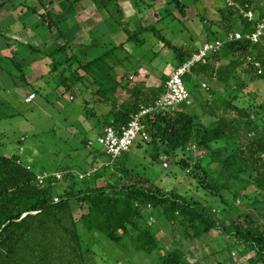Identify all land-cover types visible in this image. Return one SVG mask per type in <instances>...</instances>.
Listing matches in <instances>:
<instances>
[{
    "label": "trees",
    "instance_id": "1",
    "mask_svg": "<svg viewBox=\"0 0 264 264\" xmlns=\"http://www.w3.org/2000/svg\"><path fill=\"white\" fill-rule=\"evenodd\" d=\"M85 1L0 0V11L11 8L14 17L23 22L24 28L18 32L25 39L30 38L28 29L37 34L33 40L37 36L48 40L46 31L51 39H67L65 31L70 28L90 33L92 41L81 40L82 48L78 46L85 51L74 52L69 59L66 54L73 44L68 40L44 49L45 55L53 57L46 76H52L47 83L54 88L45 96V86L40 85L34 94L49 101L65 95L72 100L83 98L86 105L81 117L93 122L89 131L97 134L96 142L81 137L87 149L84 161L90 166L85 170L78 167V161L47 167L24 151V136L15 153L0 155V264H98L99 257L108 259L109 264L113 259L114 264H137L139 254L153 264H201L183 251L181 244L187 240L204 241L213 254H224L218 264H227L238 251L240 258L249 256L242 264H264V101L239 103L249 82L264 81V29L257 41L250 38L264 23V0H225L219 7L206 0L192 1L206 38L202 42L193 38L185 45L174 44L157 26L168 19L171 24L191 23L190 4L184 0H166L157 8L158 23L144 26L140 32L132 35L122 30L120 44L108 36L107 29L113 31L124 25L123 18L145 13L153 6L152 0L148 5L145 0L139 9L128 2L119 8L125 0H93L103 16L95 25L78 18L87 12L79 10ZM213 7L220 12V20L209 18ZM249 12L254 13V19L249 18ZM206 21H211V26H206ZM149 32L173 51L172 72L192 60L206 44L222 43L206 61L196 62L184 75L191 94L188 101L142 118L146 142H160L165 156L197 179V190L205 192L200 198L167 190L134 171L130 164L137 161L131 150L112 160L99 141L107 128L122 134L136 115L155 107L167 90L170 72L154 85L148 84V79H138L140 64L161 55L153 46H147L142 56L132 54L131 50L144 45L147 38L149 42ZM237 32L244 37H231ZM143 34L147 38H140ZM6 39L11 51L0 55V82H7L8 75L20 88L14 82L16 74L26 87L31 84L26 56L41 52V48L17 37ZM119 66L124 72L118 75ZM204 84L211 99H199ZM61 85L65 92L59 89ZM1 107L0 117H5ZM203 115L212 122H202ZM191 144L205 150L206 155L194 158ZM104 157L111 163L105 164ZM59 172L64 173L62 179ZM44 173L47 176L41 182L39 176ZM214 230L222 235H212ZM166 231L172 234L168 243L162 234ZM105 240L114 245L106 249L109 258L98 249Z\"/></svg>",
    "mask_w": 264,
    "mask_h": 264
},
{
    "label": "rangeland",
    "instance_id": "2",
    "mask_svg": "<svg viewBox=\"0 0 264 264\" xmlns=\"http://www.w3.org/2000/svg\"><path fill=\"white\" fill-rule=\"evenodd\" d=\"M149 1L150 0H146L147 5L149 4ZM184 1L186 4H190L188 8V15L189 17L194 18L191 23H181L176 21L171 24L168 21L169 19L163 21L162 23H158L157 21L160 19V17L159 15L158 17L156 15L157 8L161 4L165 3L166 0H152L151 3L153 6L148 7L150 9L147 8V10L144 9L146 11L145 13L141 14L142 17L139 15V17L134 18L136 20L137 18H143L141 23L139 22L138 24L137 22L136 25L134 22L130 24V26H120L123 27V30L125 29L127 32H129V34L132 33L133 35L134 32L137 33L142 31L144 26L157 22L159 30L174 44L185 45L186 42L188 43L193 38L199 39L202 42L206 38V33L203 28L204 24L199 22L200 18L198 17V9L195 5H191L192 1L194 0ZM132 2L134 4V8L137 7L139 9L138 6L144 4L145 0H133ZM209 2L217 4L219 7L222 3H225V0H206L207 4H210ZM94 3L95 2L93 0H86L84 2L85 5L81 6L78 4L79 10H81V8L83 10L84 8L87 9V12H81V15L78 18H82L84 21L85 19H88L89 14H94L93 12H95V14L98 12L102 14L100 10L95 8ZM6 9L8 10L9 8L7 7ZM14 18L16 20L13 24L14 26H23L21 19H18V17ZM209 18L212 20L221 19L220 12L217 8L213 7V9L209 12ZM125 22L127 23V21ZM211 24V21H206L205 23L206 26H211ZM19 27L14 28L12 31V27L9 28V25L2 26L3 32L5 33L4 37L6 38L8 35L14 36V33H17V31L20 30ZM238 28L239 27L236 29ZM81 29L79 30V28H70L65 31L64 37L66 36L67 39H64L63 42H66L67 40L72 44L76 42V45L73 44L72 49H69L67 52V59L71 58L74 55V52H77L82 48L80 43L81 40L87 39L88 41L90 39L88 31ZM46 32L48 41H53L49 31ZM110 32L113 36H117L122 32V28L118 27L117 29L113 31L111 30ZM121 35L123 36V34ZM145 35L143 34V36L140 38H147L148 36L151 41L149 40L148 42L147 38L146 43L142 46L139 45L137 50L134 51V49L131 47H129V49H132V54L137 55L139 53L141 56L143 55L147 46L150 48L153 46L157 51H161V55L159 57H151L144 60L143 63L140 64L141 75L138 79H148L146 82L150 85H154V83H157L159 79L162 78L164 73H172L169 64L173 57V51L164 47L163 42L157 40L156 36H154L152 32H149V34L147 33V36ZM16 36L20 39H23V37L19 34ZM116 38V42L119 43L120 41L118 40H120V38ZM79 44L81 48L78 47ZM78 48L80 49L78 50ZM82 50L83 51L80 50L81 53L85 51V49ZM52 58L53 57L50 58V56H47V64L42 65L44 68L40 67L39 69L37 66L34 73H29L27 75V79L31 84L26 87L24 86V80H22L16 74H14V82L19 84L20 88L14 86L11 77L6 78L9 81V84H6L4 81L3 84L0 82V104L2 105V112L5 113V117H0V137H3V139L0 141L4 142V144H0V155H11L15 153L19 146V140L22 138V136H24L26 138L24 143L26 149L24 151L28 150L30 152L28 155H31L32 157L37 156V159L47 167H55L58 162L68 163L72 161H78L77 164L81 170L89 169V163L84 161V155L87 149L83 147L81 137H86L88 139L92 138L93 141L96 142L97 134L95 131H89L93 122H85L81 117L82 110L86 105V103H84V99L79 97L75 100H72L70 98L71 96L65 95L59 100L51 98L49 101L46 100L44 96H36L32 102L28 103L25 101L27 93L36 88L38 89L40 85L45 86V92H43L45 96L49 94L52 88H54V85H49L47 83L50 79L52 80V76H44L45 72L48 74V71H50V66H48V64H51L53 61ZM84 58H88V56H84ZM40 63L42 64V62H39L38 64ZM118 69L124 72L123 66H119ZM22 85L24 86L23 88ZM59 89L65 92V87L63 85H61ZM207 97L211 99V95L208 93V86L204 84L203 96H200L199 99L204 100ZM4 99L6 101H4ZM8 100L11 102L10 104L7 102ZM254 100L258 102L264 101V81L261 79L255 83H248L247 87L243 89L240 95L239 103L241 105H246L250 101ZM16 112L18 113L16 116H10V114H14ZM201 118L202 122L204 123L209 124L212 122L208 115H203ZM3 132H6V135L3 134ZM189 149L192 150L194 158L197 156L200 157L206 155V151L199 150L195 144H191ZM20 153H23V149L20 151ZM131 153L132 156H134V161H137V164L135 165L132 163L130 164L131 168L134 169V171H138L146 178H150L153 183L158 184L167 190H178L185 196H193L196 198H200L201 195L205 196V192L202 190H197V179L190 178L189 173L184 172L179 165L175 164L177 163L176 160H172L171 158L169 159L168 156H165L163 146L160 142L148 143L146 142V137H139L132 147ZM68 154H70V156H68ZM163 159L165 163H163ZM103 161L105 164L111 163L110 158L108 159V157H104ZM57 176L62 179L64 177V173L59 172ZM79 208L80 207L78 206L75 208L76 214L78 216L81 213ZM162 234L164 235V238H167L164 241L165 243L172 241V234L170 231L163 232ZM212 235L221 236L222 234L219 231L214 230ZM225 237L222 236L223 239ZM103 243L104 244H101L98 249L101 251L103 256L107 255L109 258L111 254H109L108 250L106 249L109 248L110 245H113V243L109 240H105ZM181 245H183L182 249L186 255L189 257L191 256L192 261H197L201 264H218L219 261H222L224 257V254L219 253L218 256L213 254L211 248H209V246L206 247L204 241L187 240ZM114 252L123 255L121 250H116ZM238 253L239 251L232 253L233 258L229 259L227 264H234L236 260H238L237 264H242L244 260L249 257L242 256L240 258ZM142 256L143 255L140 254L136 256L137 264H153V262L143 258ZM110 261L114 264V259ZM109 263L110 262L105 257L98 258V264Z\"/></svg>",
    "mask_w": 264,
    "mask_h": 264
},
{
    "label": "built area",
    "instance_id": "3",
    "mask_svg": "<svg viewBox=\"0 0 264 264\" xmlns=\"http://www.w3.org/2000/svg\"><path fill=\"white\" fill-rule=\"evenodd\" d=\"M248 16L250 19H254V13L249 12ZM264 29V23L260 25L258 32L250 35L249 37L257 41L260 34ZM231 37L236 39H242L244 35L241 32H237L234 36ZM222 46V43L219 41L217 44H206L205 47L197 54L194 55L192 60L186 62L184 65L178 67L174 70L170 79L167 81V90L159 98L155 107L143 109L138 115L135 116L134 120L129 124L127 128H124L122 134H119L113 128H107L105 134L99 138V141L106 149L107 153L111 156L112 159H115L121 156L124 152L130 151L132 146H134L136 140L142 135L147 138V135L143 132L142 127V118L143 116L149 114L154 110H164V109H174L179 104L184 101H188L191 98L190 91L187 85L184 82V75L190 71L191 67L201 60L206 61V57L212 51L219 49ZM35 98V94H32L27 101H32ZM47 173L41 174L39 179L41 182L45 180ZM60 177V175H59Z\"/></svg>",
    "mask_w": 264,
    "mask_h": 264
},
{
    "label": "crops",
    "instance_id": "4",
    "mask_svg": "<svg viewBox=\"0 0 264 264\" xmlns=\"http://www.w3.org/2000/svg\"><path fill=\"white\" fill-rule=\"evenodd\" d=\"M133 0H125V1H120V3H119V8H122V6H125L124 4H126L127 2L130 4V6H133L134 7V4H133V2H132ZM132 2V3H131ZM118 8V7H117ZM136 9H137V7H135ZM12 9L11 8H9L8 10L6 9V10H4V11H0V31H2V33L0 32V55L2 54V55H6V54H9L10 53V51H11V49H10V44H9V42H8V40L6 39L7 37H10V38H16L17 36V34H19V32H20V30L22 31L23 30V28L24 27H19V26H14L13 24H14V22L16 21L15 19H14V13L11 11ZM101 12V11H100ZM94 14H89V16H88V19L86 20L89 24H92V25H95V24H98L99 23V21H101L102 19V15L99 13H97V14H95V12H93ZM143 14V13H142ZM122 15V14H121ZM120 15V16H121ZM141 17H142V15L141 14H139ZM139 15H137V16H135V17H133V18H123V20H124V25H122V26H124L125 27V25L126 26H130V24H132V23H136V25H137V22H138V24H139V22L141 23V21H143V18H137V20L136 19H134V18H136V17H139ZM123 16V15H122ZM99 17V18H98ZM124 17V16H123ZM18 19H20V18H18ZM142 19V20H141ZM125 21H127V23L125 22ZM9 25V28H11L12 27V31H13V29L14 28H16V27H19L20 28V30H19V32L18 33H14L15 35L14 36H11V35H8L6 38L4 37L5 36V33L3 32V29H2V26H8ZM122 26H118V27H121L122 28V30H123V27ZM118 27H116L115 29H117ZM114 29V30H115ZM10 30V29H9ZM107 30H112V29H107ZM125 30V29H124ZM30 31V29H28L27 30V34L29 35V39L27 38V39H25L24 38V36L25 35H21L22 37H23V39H20V38H18L20 41H22V42H33V43H36L40 48H41V52H38V53H34V54H30V55H28V56H26L28 59H29V62H27V64H29V71H28V73H27V75L30 73H34L35 72V68L38 66V68L40 69V67H43L42 65H44V64H47L46 62V57L47 56H50V58H51V55H45L44 54V49H47L48 47H50V46H56V45H58V44H63L64 42H63V40L64 39H59L58 41L56 40V39H53V41H48V40H45V39H42V38H38V36H37V38H36V40H33V37L34 36H36L37 34H33L31 31ZM108 32V36L109 37H111L112 38V40H114L115 41V43H118V42H116V40H117V38L116 37H119L120 38V40H118V41H120L118 44H120L122 41H123V39H124V37H122V35H121V33H119L117 36H113L112 34H111V32ZM16 32V31H15ZM135 33V32H134ZM26 34V35H27ZM132 34V33H131ZM27 35V36H28ZM88 35H89V37H90V39L88 40L89 42H91L92 41V37L90 36V33L88 32ZM106 35V34H105ZM26 36V37H27ZM33 36V37H32ZM122 37V38H121ZM74 45H76V42L75 43H73ZM48 53H50V52H48ZM32 60H34V61H32ZM39 62H42V64L40 63V64H38ZM37 64V65H36ZM44 68V67H43ZM49 72V71H48ZM47 72H45V74H44V76L45 75H47L46 74ZM121 73H123V71H120L119 70V73H118V75L119 74H121ZM117 75V76H118ZM4 76H6V75H4ZM6 77H8V75L6 76ZM4 78V77H3ZM5 82V81H4ZM6 84H9L8 83V81L6 82ZM34 93H36V91L35 90H32L31 91V93L27 96V99L32 95V94H34ZM38 96V95H37ZM27 99H26V101H27ZM27 102H30V101H27ZM23 138V137H22ZM29 156H31V155H29ZM29 158V157H28Z\"/></svg>",
    "mask_w": 264,
    "mask_h": 264
},
{
    "label": "water",
    "instance_id": "5",
    "mask_svg": "<svg viewBox=\"0 0 264 264\" xmlns=\"http://www.w3.org/2000/svg\"><path fill=\"white\" fill-rule=\"evenodd\" d=\"M26 215V214H25Z\"/></svg>",
    "mask_w": 264,
    "mask_h": 264
}]
</instances>
